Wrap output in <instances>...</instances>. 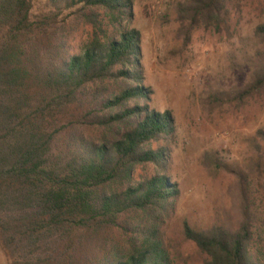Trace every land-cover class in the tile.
Returning <instances> with one entry per match:
<instances>
[{"label": "trees", "instance_id": "16d2710c", "mask_svg": "<svg viewBox=\"0 0 264 264\" xmlns=\"http://www.w3.org/2000/svg\"><path fill=\"white\" fill-rule=\"evenodd\" d=\"M235 5L183 10L219 28ZM133 16V0H0V242L13 264H174L176 127L151 105ZM253 36L237 102L264 94V22ZM249 151L246 168L219 164L237 178L238 224L182 223L203 264H264V127Z\"/></svg>", "mask_w": 264, "mask_h": 264}, {"label": "rangeland", "instance_id": "374dc122", "mask_svg": "<svg viewBox=\"0 0 264 264\" xmlns=\"http://www.w3.org/2000/svg\"><path fill=\"white\" fill-rule=\"evenodd\" d=\"M234 1L217 28L183 10L186 0H133L130 26L141 33L151 105L160 112L170 110L176 127L169 175L177 181L180 196L164 225L174 264L204 261L195 243L183 237L184 220L195 229L222 221L238 224L237 178L221 166L246 168L249 139L264 127V94L242 102L229 99L249 79L248 59L259 47L253 32L264 22V0ZM86 30H77L75 40L85 38ZM260 181L256 178L255 183ZM0 264H13L1 242Z\"/></svg>", "mask_w": 264, "mask_h": 264}]
</instances>
